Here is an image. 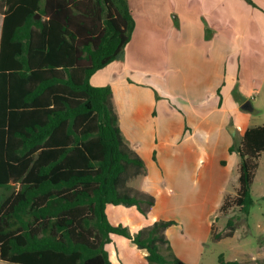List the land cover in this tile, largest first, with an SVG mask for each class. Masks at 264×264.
I'll return each mask as SVG.
<instances>
[{
	"label": "trees",
	"instance_id": "obj_1",
	"mask_svg": "<svg viewBox=\"0 0 264 264\" xmlns=\"http://www.w3.org/2000/svg\"><path fill=\"white\" fill-rule=\"evenodd\" d=\"M0 15V259L111 264L105 244L116 233L146 249L147 264H187L160 251L171 250L172 220L131 233L104 210L135 205L146 215L154 204L126 186L145 174L144 162L123 140L110 86L90 83L130 39L126 0H0ZM229 149L240 158L232 202L247 215L264 123L247 127ZM218 264L240 262L220 255Z\"/></svg>",
	"mask_w": 264,
	"mask_h": 264
},
{
	"label": "rangeland",
	"instance_id": "obj_2",
	"mask_svg": "<svg viewBox=\"0 0 264 264\" xmlns=\"http://www.w3.org/2000/svg\"><path fill=\"white\" fill-rule=\"evenodd\" d=\"M128 2L135 19L128 54L140 71L147 72L146 90H152L158 97V107L163 105L166 109L155 123L173 127L176 133L171 149L177 155L172 168L178 173L171 178L161 167L151 165L140 184L153 191L158 201L157 213L173 221L165 232L171 238V250L160 246V251L167 257L169 252L182 256L191 264H218L220 255L240 264L264 261V150L257 160L251 186L253 204L244 215L232 202L238 188L239 156L229 149L240 144L242 134L239 128L233 132L231 127L264 123V0ZM189 55L214 60V80L210 74L208 79L192 84L188 80L197 93L192 98L199 109L195 115L181 94L183 73L172 70L176 56ZM145 61L154 63L145 68L141 66ZM223 81L230 85L232 96L225 104V109L230 110L224 112L216 105L214 112L207 113L200 104L204 98L211 102L212 87L217 102ZM244 98L252 110H231L233 102ZM176 119L178 122L173 123ZM165 151L158 150L162 157ZM166 164L169 166L170 162ZM211 174L215 180L209 186ZM224 201L232 203L221 209ZM188 202H194L193 206L189 207ZM230 218L232 225H228ZM0 264L18 263L0 260Z\"/></svg>",
	"mask_w": 264,
	"mask_h": 264
},
{
	"label": "crops",
	"instance_id": "obj_3",
	"mask_svg": "<svg viewBox=\"0 0 264 264\" xmlns=\"http://www.w3.org/2000/svg\"><path fill=\"white\" fill-rule=\"evenodd\" d=\"M126 1L128 3V6H130L128 0ZM132 17H134V15H132ZM42 18L45 19L48 18V16H42ZM1 22L2 16L0 15V27ZM143 32L145 31L143 30ZM146 32L151 33L148 31ZM132 40L133 34L131 33L130 39L126 43L124 52L121 57L113 60L105 67L97 70L94 74H92L90 77V83L94 86H110L112 90V104L117 114L118 126L120 128L123 140L128 148L136 153L144 162L146 168L145 174L129 179L126 182V186L134 190L139 189V191H143L152 195L153 191L151 189L143 188L140 186L143 179H145V177L147 176V169L149 168V166L157 165L158 167H161L164 173L171 178L178 173L176 169L174 170L172 168V162L177 160V155L174 154V149H171L175 145L174 139L176 138V133L175 131H172L173 127L168 128L169 126L167 127L166 125L163 127L161 126L164 130V132L161 133V127L158 124L159 121L155 123V121L158 119V116L165 113L166 109H164L163 105H160L158 107V97H156L154 93H152V90H146L145 86H147L149 83L148 81L145 82L144 76L146 74L144 73L147 72L144 71L145 69L140 71V67L138 66L136 61L128 54V48L130 47ZM188 48L190 49L191 47ZM213 62L214 60L212 59L209 60L207 58H192L190 55L186 58L181 56L175 57V63L172 66V70L177 73H183L182 75L184 76V89L181 94L184 96V100L189 104L190 111L194 115L199 112V109L195 107L196 104L192 103V98L195 97L197 93L192 89V86L189 85L188 80L192 84V82L208 79L209 74V78H213L214 75L211 76V71L213 70ZM152 63H154V61H145L141 66L148 68L152 65ZM224 75L227 78L228 75ZM217 77H221V75L217 74ZM222 77L224 76L222 75ZM222 84L223 91L219 92L221 95L218 96L217 102H215V93L212 87V89H210L212 98L211 102H209L208 99L204 98L202 104H200L203 110H206L207 113L214 112V110L216 109V105L219 106L218 108H222V111L224 112L230 110L225 109V104L229 102L228 98L232 96L229 88L230 85L226 81H223ZM176 93H179V89L176 90ZM245 100L247 99L244 98L236 101V103L233 102V108L231 110H238V108H241V105L243 102H245ZM177 109L179 112H181V109ZM177 122V119L173 120V123ZM247 127L249 126L239 127V125H236L235 127H232L231 130L235 132L239 128L240 132L243 133V131ZM169 130H171V132H169ZM163 148H165L166 154L162 157L161 154L163 153L160 154L158 150ZM167 162H170L169 166L166 164ZM237 171L239 175V161L237 163ZM138 179H140L139 187L136 184V181H138ZM214 180L215 179L212 178L211 174V179H209V186H212ZM10 184L12 185L14 190H17L20 186L19 181H10ZM219 191L222 192L221 187L219 188ZM3 195L4 189H1L0 197H2ZM157 203L158 201L154 197V204L146 215L141 213L135 205L126 206L123 204L106 203L104 210L108 221L112 225L121 224L127 226L131 233H136L141 228L151 225L156 220H166L161 214L157 213ZM193 203L194 202H192V205L190 202H188L187 204L189 205V207H191L193 206ZM167 229L165 230L166 233ZM109 236L110 242L105 244V249L108 252L111 264H147L146 249L139 248L135 243H133L130 239L124 237L123 235L110 233ZM167 238L168 241H171L170 237L167 236ZM176 254L178 255L177 252ZM177 257L187 264H191L190 261L184 260L182 256L178 255Z\"/></svg>",
	"mask_w": 264,
	"mask_h": 264
},
{
	"label": "water",
	"instance_id": "obj_4",
	"mask_svg": "<svg viewBox=\"0 0 264 264\" xmlns=\"http://www.w3.org/2000/svg\"><path fill=\"white\" fill-rule=\"evenodd\" d=\"M39 15L37 14V17ZM241 108L244 109V110H252V106H251V103L249 101H245L242 105H241ZM232 129V127H231Z\"/></svg>",
	"mask_w": 264,
	"mask_h": 264
}]
</instances>
